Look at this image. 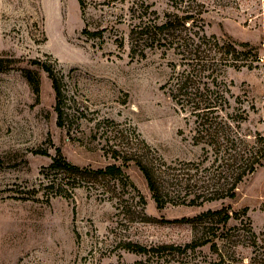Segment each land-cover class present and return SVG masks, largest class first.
I'll use <instances>...</instances> for the list:
<instances>
[{
  "label": "rangeland",
  "instance_id": "obj_1",
  "mask_svg": "<svg viewBox=\"0 0 264 264\" xmlns=\"http://www.w3.org/2000/svg\"><path fill=\"white\" fill-rule=\"evenodd\" d=\"M175 14L193 17L184 36L236 48L231 67L210 62L217 73L188 86L213 93L199 117L171 93L191 63L133 33ZM0 61V264H264V159L233 200L190 207L171 191L161 209L132 163L116 177L51 168L59 153L102 170L138 137L178 187L187 170L213 173L228 139L264 138V0H0ZM209 133L218 145L205 144ZM223 206L235 214L224 233L180 223Z\"/></svg>",
  "mask_w": 264,
  "mask_h": 264
},
{
  "label": "trees",
  "instance_id": "obj_2",
  "mask_svg": "<svg viewBox=\"0 0 264 264\" xmlns=\"http://www.w3.org/2000/svg\"><path fill=\"white\" fill-rule=\"evenodd\" d=\"M190 21H193L192 16L178 17L176 14L173 16L167 15L165 21L158 24L148 23L137 26L133 30V33L136 35L135 41L139 40L153 47L166 49L171 48L174 44L175 49L178 50V54L182 57L181 60L191 63V65L188 66V72L184 70L181 74L177 75L178 77L173 85L174 90L171 93L174 99L187 97L191 100L190 103L193 111H195L196 117H199V112L212 109L208 97L211 94L213 95V93L207 90L209 95H206V93L199 91L200 88L188 86L191 84L194 85L193 79L200 80V76L204 73L209 72L206 77L212 75V73H217L216 69L213 72L210 62H222L224 66L231 67L232 64L227 57L230 55L228 51L232 49L231 51L236 53V48L232 45L229 47H220L214 38L206 39L204 35L198 37V40H202L204 43L196 41L197 34L188 37L184 36L183 31L186 30L185 26ZM240 48L243 50L248 48V45L242 44ZM34 64L38 65L37 63ZM42 67L43 70L48 73V78L51 80L56 99L55 109L59 113L61 98L59 87L51 70L44 65ZM22 71L26 70L22 69ZM24 77L28 83H31L32 80L29 76ZM36 91L38 92V89ZM60 125L61 122H58V126ZM200 126L204 127L205 123H201ZM212 138V133H209L208 139H210V141L204 143L209 146L218 145ZM263 139L264 138L260 137L259 141L251 146L247 144L240 146L241 144L235 141L236 137L230 140L228 139V144L225 145V154L223 158L220 157L219 160L222 159L221 161H216L218 165L213 170V173L203 174L201 177L196 178L195 174H190L191 170H187V172L183 174V182L178 186L181 189L173 187L176 186V184H172L174 182H171L173 179V176H170L171 168L167 167L166 164L155 165L154 159L150 154V149L143 141L139 140L138 137L135 138L134 144L129 147L130 152L128 153H125L121 149H112L110 155L114 160V164L102 170L90 171L86 168H79L71 165L64 160L59 153L53 158L51 168L58 167L62 169L65 174L70 176H85L92 173L95 177L100 175L116 177L122 174V166H125L127 163H132L143 175L151 198L158 209L162 208L163 198L168 197L171 191H174L176 194H184L186 198L182 201L183 205L198 207L204 203L218 202L227 199L233 200L236 197L238 186L261 165L264 159ZM175 179L176 178L173 180ZM244 213H246V211ZM234 215L233 212H230L229 208L223 206L217 210H207L190 219L180 220V223L205 225L204 229L208 231L214 230L224 233ZM207 235L210 234L207 233ZM253 245H256V243L254 242ZM128 247L127 249L132 253L143 255H149L151 252L152 254L160 255L165 252L171 254L173 251H185V248L182 250L170 245H161L151 250H147L145 247L139 245L129 244ZM193 247L194 244L188 246V248Z\"/></svg>",
  "mask_w": 264,
  "mask_h": 264
}]
</instances>
